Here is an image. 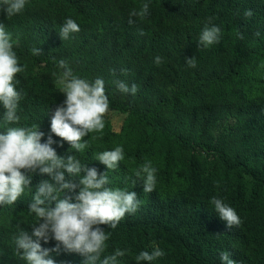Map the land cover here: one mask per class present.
I'll list each match as a JSON object with an SVG mask.
<instances>
[{"label":"trees","instance_id":"obj_1","mask_svg":"<svg viewBox=\"0 0 264 264\" xmlns=\"http://www.w3.org/2000/svg\"><path fill=\"white\" fill-rule=\"evenodd\" d=\"M143 2L28 0L17 16L0 13L24 67L16 74L23 92L19 123H38L49 134L52 111L64 99L53 75L56 61L67 60L81 77L102 78L109 99L105 127L89 133V148L76 155L104 172L96 154L122 146L124 160L107 172L110 186L127 187L141 201L115 229L101 226L111 233L106 254L127 248L124 264H137L135 255L155 243L166 255L152 264H220L222 250L236 264H264V0H151L148 16H130ZM68 17L80 31L61 40ZM209 21L220 27L221 38L204 49L197 41ZM32 47L41 55L32 56ZM192 56L194 69L184 64ZM114 81L134 83L137 92L122 94ZM53 147L63 155L69 146ZM146 160L157 169L150 193L127 179ZM43 179L49 178L34 174L30 187ZM213 196L235 209L238 227H226L211 210ZM30 199L26 192L15 206L0 208V264H23L12 238L17 224L31 231ZM52 256L57 264L83 260L63 251Z\"/></svg>","mask_w":264,"mask_h":264},{"label":"clouds","instance_id":"obj_2","mask_svg":"<svg viewBox=\"0 0 264 264\" xmlns=\"http://www.w3.org/2000/svg\"><path fill=\"white\" fill-rule=\"evenodd\" d=\"M28 0H0V13L10 18L21 14ZM151 0H144L139 11L130 16L146 17L149 15ZM250 10L245 16H251ZM133 21L129 20L131 24ZM78 23L72 18H65L60 28L59 37L67 40L71 34L79 32ZM259 35V33H256ZM221 29L211 23L202 28L197 45L204 49L219 43ZM242 38V37H241ZM12 33L4 23H0V208L15 206V202L26 192L31 193L27 211L33 222L29 232L17 224L12 238L13 254L23 264H57L52 253H76L83 257L82 264H124L127 248H114L106 254L107 241L117 224L127 215L135 214L141 204L134 191L127 187L110 186L107 175L109 170H116L124 160L123 147L115 146L96 154L95 161L104 165L107 171L98 172L97 168L81 163L76 153H83L89 148V133H101L105 127L104 115L109 110V99L102 78L90 80L75 74L65 59L56 61L58 72L56 85L64 99L55 106L49 120V134L45 136L39 130V124L20 125V101L23 92L17 88V73L24 71L14 45ZM32 56L41 55L40 47L31 48ZM162 57L154 58L160 64ZM187 68L197 67L194 56L184 58ZM116 89L122 94L135 95L137 85L129 86L123 81H114ZM59 137L60 140H54ZM85 136L88 139H82ZM68 144V150L58 155L57 147ZM69 149L73 151H69ZM73 153V154H69ZM157 169L152 162L131 170V187L138 181L143 192L150 193L156 187ZM47 175L34 187H30L33 175ZM71 178L76 179V183ZM65 192L74 195H64ZM208 205L225 226L232 228L241 224V219L233 207L223 198L213 196ZM52 247H43L49 242ZM165 251L155 243L151 251L142 250L135 255L134 261L152 262L163 258ZM220 264H236L229 258L228 252L219 253Z\"/></svg>","mask_w":264,"mask_h":264},{"label":"rangeland","instance_id":"obj_3","mask_svg":"<svg viewBox=\"0 0 264 264\" xmlns=\"http://www.w3.org/2000/svg\"><path fill=\"white\" fill-rule=\"evenodd\" d=\"M114 118H115L116 120H119V119L122 120V118H120V116H118V115H115ZM120 120H119V121H120ZM119 121H118V122H119ZM118 126H119V124H118Z\"/></svg>","mask_w":264,"mask_h":264}]
</instances>
